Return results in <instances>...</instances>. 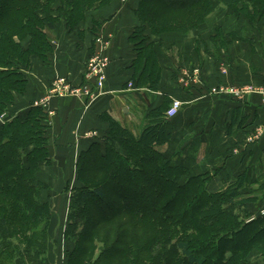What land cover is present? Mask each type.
Segmentation results:
<instances>
[{
	"label": "trees",
	"instance_id": "1",
	"mask_svg": "<svg viewBox=\"0 0 264 264\" xmlns=\"http://www.w3.org/2000/svg\"><path fill=\"white\" fill-rule=\"evenodd\" d=\"M112 2L0 0V113L5 116L0 124V264L17 259L45 264L51 248L52 212L42 195L49 184L40 178L42 166L51 162L46 112L33 105L23 114L12 109L28 89L24 70L32 58L48 60L56 24L62 22L81 39V24L91 17L88 31L95 35L102 23L95 17L97 10ZM220 7L249 27L226 31L215 26L210 52L218 64L227 61L233 41H252L251 29L262 32L264 0H138L133 11L138 23L129 36L135 51L133 84L156 90L160 37L195 32ZM152 36L159 40L152 41ZM168 104L165 100L151 109L137 135L102 115L107 132L76 160L62 231L71 248L64 249L62 264L264 260V183L254 189L256 195L244 173L223 186L218 171L194 174L174 161L162 149L170 138L164 117ZM251 202L258 204L257 214L248 210Z\"/></svg>",
	"mask_w": 264,
	"mask_h": 264
},
{
	"label": "crops",
	"instance_id": "2",
	"mask_svg": "<svg viewBox=\"0 0 264 264\" xmlns=\"http://www.w3.org/2000/svg\"><path fill=\"white\" fill-rule=\"evenodd\" d=\"M137 1L113 0L97 10L95 17L102 20L98 32L92 35L88 31L91 25L88 17L81 24L85 30L81 39L73 32L68 33L62 22L56 24L48 60L32 58L30 68L24 70L28 89L17 96L12 109L23 114L33 105L46 112L51 162L42 166L40 176L42 172L54 176L57 187L63 175L75 178L79 152L92 141H101L107 132L103 114L137 135L151 109L165 100L168 108L172 99H178L181 101L178 113L172 118L164 115L169 121L170 138L162 149L174 161L184 163L191 173L218 171L226 179L244 173L248 184L259 186L264 182V102L258 93L237 99L207 92L224 82L234 86H264L263 32L251 29L248 34L252 41L236 39L230 44L225 53L227 61L223 63L225 73L220 71L221 62L218 64L211 53L213 45L209 37L214 34V23L207 24L198 37L195 33L163 35L160 37L163 51L158 53L160 80L158 88L152 90L133 84L131 79L135 51L129 36L138 23L133 13ZM223 23L225 20L218 21L215 26ZM231 27L239 30L247 24L236 23ZM99 32L107 40L104 54L108 58L102 94L90 103L74 96L48 97L49 84L56 76H67L75 85L85 82L86 63L96 49L94 42ZM151 39L158 41L159 37ZM195 68L200 70L198 81L182 84L183 71L191 73ZM43 98L45 105L41 104ZM258 129L261 130L258 139L249 140Z\"/></svg>",
	"mask_w": 264,
	"mask_h": 264
},
{
	"label": "built area",
	"instance_id": "3",
	"mask_svg": "<svg viewBox=\"0 0 264 264\" xmlns=\"http://www.w3.org/2000/svg\"><path fill=\"white\" fill-rule=\"evenodd\" d=\"M94 43H96V49L92 56L87 60L84 74L85 82L81 83L80 85H75L66 76H56L50 82V86L47 90L48 97L56 96L61 98L74 96L84 98L87 103H90L102 94L103 85L106 80L105 69L108 64V58L104 54V51L107 48V40H105L103 34L99 32V34H97L95 37ZM220 71L222 73L226 72V67L223 62L220 63ZM199 75L200 70L198 68L193 69L191 73L183 71L180 81L182 84L188 85L190 82H197ZM129 85L131 86L132 83H129ZM207 93L210 95L232 96L237 99H241L251 93H258L261 97V100L264 102V86H256L251 84L234 86L225 84L224 82L222 84L210 87ZM44 100L45 98H43L41 101L42 105H45ZM179 107H181V101L178 99H172L170 105L165 111V117H174L178 113L180 109ZM4 119V114H0V121H3ZM260 135L261 130L258 129L253 135L249 137V140L253 141L258 139Z\"/></svg>",
	"mask_w": 264,
	"mask_h": 264
},
{
	"label": "rangeland",
	"instance_id": "4",
	"mask_svg": "<svg viewBox=\"0 0 264 264\" xmlns=\"http://www.w3.org/2000/svg\"><path fill=\"white\" fill-rule=\"evenodd\" d=\"M208 17L209 18L205 24L199 26L195 32H191L190 34L195 33L196 37H198L200 35V34H198L199 31L204 30L207 27V24L211 25L213 23H214L213 29L215 30V23L218 21L222 22L223 20H225V23H223L222 25L226 28V31L229 30L230 28H234L231 26H233L236 23H238V25H240V24L242 25V23H247L246 21H241V19H237V18L235 19L234 16H230V11L224 7H222V8L220 7L219 9L215 10V12L211 13ZM219 26H221V25H219ZM247 27H249V26L247 25ZM261 31L264 34V27L261 28ZM182 35H184V34H182ZM49 86H50V84H49ZM0 114H3V113H0ZM44 166L45 165H43V167ZM42 173H43V175H41L40 178L49 184V189L45 190L42 195H43V198L46 201H48L50 204V209L52 212V220H53L52 226L50 229L51 248L49 250V254L47 257L48 259L45 262V264H62V255H63L64 249L71 248V243H69L68 241L65 242L63 240L62 231H63V227H64V222L66 220L65 217L67 214V206L69 203L70 193H71V190L75 186V178L70 176V175L69 176L63 175V177H61L62 182L57 187V184H55L57 182L55 181L56 179L54 176H52V175L50 176L48 173H45V172H42ZM223 178H224L223 186L229 185V183H231L233 180L236 179L235 177L234 178L228 177L227 179L225 177H223ZM247 187H251L249 190L252 192V191H255L254 189L258 186H256V185L254 186L252 184L251 185L249 184V185H247ZM254 193L256 195L259 194V192H257V191H255ZM256 202L258 203V201H256ZM251 203H248L246 205L248 210L253 211L252 212L253 215L257 214L256 213L257 211H255L256 210L255 207H257L258 204L257 203L251 204ZM90 208L92 209L93 206H91ZM262 211H264V208L261 210V212ZM259 262H260V264H264V260L259 259ZM23 263H24V261L22 259H19V260L17 259L16 261L13 262V264H23ZM28 264H30V263H28Z\"/></svg>",
	"mask_w": 264,
	"mask_h": 264
},
{
	"label": "water",
	"instance_id": "5",
	"mask_svg": "<svg viewBox=\"0 0 264 264\" xmlns=\"http://www.w3.org/2000/svg\"><path fill=\"white\" fill-rule=\"evenodd\" d=\"M3 122L2 121H0V124H2Z\"/></svg>",
	"mask_w": 264,
	"mask_h": 264
}]
</instances>
